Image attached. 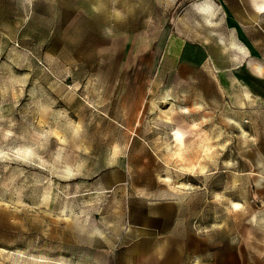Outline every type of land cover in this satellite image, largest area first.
<instances>
[{
  "label": "rangeland",
  "instance_id": "374dc122",
  "mask_svg": "<svg viewBox=\"0 0 264 264\" xmlns=\"http://www.w3.org/2000/svg\"><path fill=\"white\" fill-rule=\"evenodd\" d=\"M261 1L0 0V264H264Z\"/></svg>",
  "mask_w": 264,
  "mask_h": 264
},
{
  "label": "crops",
  "instance_id": "0c3cea01",
  "mask_svg": "<svg viewBox=\"0 0 264 264\" xmlns=\"http://www.w3.org/2000/svg\"><path fill=\"white\" fill-rule=\"evenodd\" d=\"M152 205L151 216L153 221L151 224L138 222L135 225L136 230L140 233L139 239L143 244H148V239H151V245L156 243L161 245L163 244V239L168 237L170 240L169 244L172 245V249L169 251L168 256L163 253L164 251H162L161 248L155 250L154 254L157 252L159 256V264H183L184 255L188 251L186 246L190 245V235L188 238L186 235L183 236L182 230L184 222L179 205L174 201H164L153 203ZM161 209L164 212H162ZM150 252L152 256L153 250L151 249ZM150 254L148 251L143 252L141 255L137 254L135 257V264H146Z\"/></svg>",
  "mask_w": 264,
  "mask_h": 264
},
{
  "label": "bare ground",
  "instance_id": "6f19581e",
  "mask_svg": "<svg viewBox=\"0 0 264 264\" xmlns=\"http://www.w3.org/2000/svg\"><path fill=\"white\" fill-rule=\"evenodd\" d=\"M256 5H257V7L259 8V10H261L262 12H264V0H262L261 2H257ZM204 8H208V5H207V6H204L203 9H204ZM204 10H205V9H204ZM234 207L237 209V208H240V205H239L238 203H235V202H234V203H233V208H234ZM235 208H234V209H235Z\"/></svg>",
  "mask_w": 264,
  "mask_h": 264
}]
</instances>
